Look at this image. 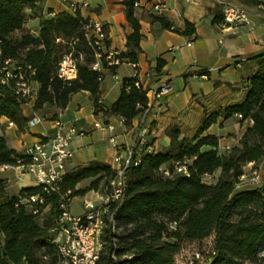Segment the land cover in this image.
<instances>
[{"label":"trees","instance_id":"1","mask_svg":"<svg viewBox=\"0 0 264 264\" xmlns=\"http://www.w3.org/2000/svg\"><path fill=\"white\" fill-rule=\"evenodd\" d=\"M40 0H0V118L6 117L24 131L29 118L24 108L30 99L17 93L18 77L7 71L31 76L38 85L34 110L54 107L50 119H56L74 93L90 92L94 113L119 116L129 124L148 108L147 90L136 84V77L123 78L118 98L110 105L101 104L102 70H94L96 48L90 43V18L80 12H60L41 22L39 34L24 30L26 9H35ZM123 0L126 20L131 32L126 35V49L115 57L122 62H138L142 52L143 34L135 2ZM255 5L258 0H237ZM214 23H223L222 5L209 9ZM148 21L160 29H168L188 38L196 35V24L185 21L184 28L156 9L147 10ZM21 31L18 37H14ZM77 39L78 76L64 82L56 75V67ZM105 55L109 48L106 39ZM255 63L247 79L244 98L206 116L192 137L180 135L177 126L166 132L170 145L164 151L144 153L140 162L134 160L126 169L127 192L123 204L115 213L118 232L110 227L104 231V251L98 264H175V256L184 246L203 244L211 239L209 253L199 247L206 264H264V183L258 187L240 188L244 167L254 168L264 159V52L251 58ZM103 68L114 74L118 65H109L103 57ZM157 69L165 60L158 58ZM43 117V116H41ZM237 117L240 122L251 120L239 141L224 150L219 138L206 131L220 118ZM19 153L9 147L5 135H0V166L17 165ZM185 163L188 174L177 172L174 163ZM169 169L166 175L162 169ZM218 176L213 180L208 177ZM115 170L110 164L92 161L87 166L69 170L62 182V191L71 190L73 196L84 195L105 184ZM92 179L89 186L78 189L79 183ZM42 193L41 186L21 188L18 193L8 191V182L0 178V264H60L61 256L53 244L52 228L60 214L57 194L46 196L39 204L42 214H34L26 199ZM49 206V212L44 211ZM114 256L117 260L114 259ZM200 264V260L193 258Z\"/></svg>","mask_w":264,"mask_h":264},{"label":"crops","instance_id":"2","mask_svg":"<svg viewBox=\"0 0 264 264\" xmlns=\"http://www.w3.org/2000/svg\"><path fill=\"white\" fill-rule=\"evenodd\" d=\"M80 1L82 0H40L35 9H26L27 20L24 30L38 35L41 22L52 17L54 13L69 12L70 4ZM87 1L89 5L82 10V15L105 23L110 49L116 52L125 50L126 35L132 29L126 20L123 0ZM226 1L241 4L248 13L249 21L231 28L223 23H214V15L209 9ZM139 2L136 14L141 19L143 39L142 52L137 63L142 82L148 87H155L164 81L173 84L175 79L183 77L184 86L176 93L170 92L162 96L148 111L136 116L129 124H125L124 119L119 116H103L101 113L95 115L90 92L86 90L74 93L68 106L59 112L56 119H50V116L43 117V121L35 125L41 124L42 128L35 131L32 130L35 126L19 131L16 125H8V118L1 117L0 135H5L10 148L21 150L39 139L43 133H51L54 121L60 119L86 133L85 136H77L72 141V147L74 149L79 147V150L75 149L76 152L69 162L70 170L87 166L92 161L110 164L115 155L131 145L138 134L145 133L157 152L164 151L171 141L166 132L168 127L177 126L182 137H192L206 116L244 98L247 79L255 69V63L251 58L264 52V0H258V4L255 5L242 4L237 0H139ZM155 5H159L161 12L181 28H184L186 20L194 22L196 35L188 38L168 29H160L158 25H151L147 10L153 9ZM158 58L165 60L160 69H157ZM132 72L131 63H120L115 73L119 80L113 78V86L104 88L107 76L114 77V73L108 68L102 69L104 76L101 82L102 106L110 107L118 98L123 78L131 76ZM147 72L150 73L149 78L145 76ZM193 77L201 82L203 87L199 86L200 90L187 89V82ZM117 85H120L119 91L117 90L112 101H108L107 95L112 94L113 88ZM35 87L37 89L38 85L35 84ZM77 95L82 97L73 99ZM180 96L183 100L181 106L177 103ZM34 100L24 108V114L29 119L38 115L34 110ZM73 101L75 106L71 108L69 105ZM233 119L239 121L237 117L227 120L220 118L205 134L216 135L221 146L223 140H226L224 134L228 132H224L223 125ZM95 122L110 123L114 128L100 130L95 127ZM241 123H247L248 127L252 121L246 120ZM243 132L235 139L236 143ZM94 133H97L96 139L99 137L100 141H107L108 144L96 149V145L88 141V137L92 139ZM111 136L116 137L117 146L110 143ZM87 150L90 155H84ZM0 171L2 172L0 178H7L8 185L14 186L12 193H18L24 187L36 186L34 177L19 174L15 168L0 167Z\"/></svg>","mask_w":264,"mask_h":264},{"label":"built area","instance_id":"3","mask_svg":"<svg viewBox=\"0 0 264 264\" xmlns=\"http://www.w3.org/2000/svg\"><path fill=\"white\" fill-rule=\"evenodd\" d=\"M88 1L72 2L69 6V12H80L87 7ZM135 6H140V2H135ZM154 9L161 13L159 5H155ZM55 15V13L53 14ZM223 24L231 28V26L248 22V13L244 7L234 1L222 2ZM87 28L91 29L92 39L88 36L90 43L96 48L95 62L92 64L94 70L103 69L104 57L109 65H119L120 60L115 57L118 53L110 48L105 55L102 49L105 48V40L108 39L106 25L102 21H94L90 19ZM227 28V29H228ZM77 39L70 43L69 51L65 53L56 67V75L64 82H71L78 76V60L82 59V54L77 55L75 43ZM133 72L131 76L136 77V84L147 90L149 98L148 111L162 96L172 92L171 85L164 81L155 87L146 86L141 80V74L137 62L131 63ZM32 74L34 71L31 72ZM24 76L22 72L14 74L7 71L6 77L2 79L5 83L9 77H18L16 83L17 93L22 97L29 98L31 101L36 98L37 89L31 76ZM149 78L150 73L145 74ZM114 78L119 80V76L114 74ZM43 121V117L35 115L30 118L27 127H33ZM9 126L15 123L8 120ZM95 127L100 130H112L113 124H103L95 122ZM84 131L78 130L73 124L66 123L60 119L54 121L52 132L43 133L39 139L27 144L23 149L17 150L19 156L17 165H2L4 169L15 168L19 174H26L34 177L36 186L42 187V193L30 195L26 202L29 209L34 214H42L38 205L45 202L46 196L57 194L60 198L59 208L60 214L55 220L52 231L55 232L53 244L56 246L60 256V264H98V260L104 251L105 241L103 238L106 227H110L113 232H118L115 213L123 204L126 192V169L134 160L137 165L144 153L155 152L153 143L151 144L146 134H139L135 141L128 145L121 153L116 154L110 163L115 170V174L105 183L101 184L96 190L92 189L93 195L87 193L80 197V203L83 208L82 213H73L71 205L76 196L72 191H62V182L69 172V162L74 156L76 150L72 147V141L77 136H85ZM113 146L118 145L116 137L109 138ZM229 149V146H226ZM174 169L177 172L188 174V168L185 163L176 161ZM166 175H170L169 169H162ZM49 208L47 205L44 211ZM114 259L117 258L114 256Z\"/></svg>","mask_w":264,"mask_h":264},{"label":"rangeland","instance_id":"4","mask_svg":"<svg viewBox=\"0 0 264 264\" xmlns=\"http://www.w3.org/2000/svg\"><path fill=\"white\" fill-rule=\"evenodd\" d=\"M20 34H21V31H17L14 34V37L16 38ZM83 57H84V54H82V58ZM113 78L114 77L112 75L107 76L106 81L104 83V88H107V87L110 88L111 86H113V80H112ZM187 83H188V88L187 89H190V88L199 89V86L203 87L200 84L201 82L196 77L191 78V80H189V82H187ZM184 84H185V82L183 80V77L181 79L180 78L175 79L174 83L170 84L171 87H172V92H174V93L178 92V90L181 89L184 86ZM119 86L120 85H117L116 87H114L113 88V93L107 95V100L108 101H112V99L115 97V94L117 93V90L119 91ZM76 97L81 98L82 95H77L73 99H75ZM177 103L180 106L183 105V100H182L181 96L178 97ZM69 106L71 108H74V106H75L74 101L71 102V104ZM55 111H56V109L54 107H46L43 110H37L36 113L39 116H43L44 118H46L47 116L51 117L53 112H55ZM223 127L225 128L224 132H227V131L228 132L224 134V137H225L226 140H223L222 145L219 147V149L222 152L227 149L226 146L232 147V145L236 143L235 139L237 138V136H239L246 129L247 123H241L240 121L233 119L231 121L226 122L223 125ZM40 128H42L41 124L38 125V126H35L32 130L35 131V130H38ZM28 129H29V127L25 128V130H28ZM138 135H137V137H138ZM96 137H97V133H94V136L92 137V139L90 137H88V141H91L92 143H94V145H96V149L97 148H103L104 145L108 144L107 141H100L99 137H98V139H96ZM146 138H147V136H146ZM135 139L133 140V142L135 141ZM147 140L152 144V142L148 138H147ZM225 142L227 143V145L224 146ZM75 149L79 150V147H77ZM84 155H90L89 154V150H87L84 153ZM0 173H2V172L0 171ZM3 174H5V173H3ZM218 174H219V172L215 173V175H213L211 177H208L207 179L208 180H213L215 177L218 176ZM241 179L243 181L239 184L240 188L261 186L264 183V159L255 168H254V165H252V164L246 165L244 167V175L241 177ZM6 180H7V178H6ZM91 181H92V179H87V180L79 183L77 188L78 189L86 188L87 186H89ZM13 190H14V186H9L8 185V191L10 193H12ZM91 190L87 192V194L89 196L94 194V192L91 191ZM94 190H96V189H94ZM82 195L80 194V195L76 196L75 199L73 200V203L71 205V210H72L73 213H82L83 212V208H82L81 203L79 201L80 197ZM47 212H49L48 208L46 209V213ZM210 241H211V239H208L203 244H192V245L184 246L181 249V251L179 253H177L176 256H175V264H196L195 262H193V258L194 257L196 259L200 260V264H206V257L200 256V254L198 253V250H199V247L202 246V247H204L206 252L209 253L211 251V247H212V243ZM243 264H253V263H251L250 261H245Z\"/></svg>","mask_w":264,"mask_h":264}]
</instances>
